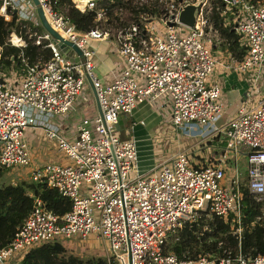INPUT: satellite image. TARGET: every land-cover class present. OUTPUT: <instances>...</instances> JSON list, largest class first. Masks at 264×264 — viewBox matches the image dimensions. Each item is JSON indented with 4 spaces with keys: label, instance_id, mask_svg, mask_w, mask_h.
Returning <instances> with one entry per match:
<instances>
[{
    "label": "built area",
    "instance_id": "2783aa9c",
    "mask_svg": "<svg viewBox=\"0 0 264 264\" xmlns=\"http://www.w3.org/2000/svg\"><path fill=\"white\" fill-rule=\"evenodd\" d=\"M38 1L49 24L80 48L84 58L66 56L47 30L37 33L26 27L27 37L48 47L51 54L30 63L20 53L21 77L17 82L1 79L0 71V165L29 164L24 129L35 123L34 114L68 113L89 80L102 117L97 114L93 123L81 117L72 140L53 127H45L46 136L54 139L58 150L72 162L50 161L36 166L30 178L56 188L70 199V208L59 215L35 196L11 239L0 246V264H19L31 246L45 241L76 234L86 238L91 232L108 241L109 264H264V252L224 250L222 255L206 252L189 258L163 248L167 237L176 234L185 221L195 220L201 210L224 217L231 214L238 222L234 232L241 231L242 174L234 158L230 161L234 175L227 179V153L246 154V187L257 201L264 202V97L253 105L241 102L228 120L219 124L221 88L207 81L218 63L212 49L220 32L212 14L220 5L224 22L231 21L247 45L242 58H234L227 66L232 64L236 71L254 70L257 78L264 65V0H120L113 6L97 0H72L80 11L95 12L94 26L84 31L76 29L69 16L55 7L57 0ZM187 3L199 4L192 26L179 20ZM237 4L245 10L227 18L226 6ZM30 7L37 16L32 1ZM12 10H18L16 1L3 0L0 14L6 20ZM155 17L166 26L163 33L151 23ZM174 24L191 30L176 32ZM110 36L115 38L124 63L111 81L103 82L93 71L95 49L88 42ZM6 42L22 48L27 39L20 31L9 29ZM164 93L171 100L174 127L205 126L222 135L224 144L216 159L206 164L193 165L187 150L180 149L141 174L134 137L121 139L114 128L121 113L131 114L138 103ZM130 170L136 175L128 178ZM83 183L89 185L84 187Z\"/></svg>",
    "mask_w": 264,
    "mask_h": 264
},
{
    "label": "trees",
    "instance_id": "16d2710c",
    "mask_svg": "<svg viewBox=\"0 0 264 264\" xmlns=\"http://www.w3.org/2000/svg\"><path fill=\"white\" fill-rule=\"evenodd\" d=\"M2 1L0 0V6ZM119 1L97 0V3L113 6ZM55 7L69 16L78 30H87L95 24L94 10L80 11L73 5L72 0H57ZM220 8L221 5L218 9L214 8L212 18L222 38L221 48L239 60L246 52L247 45L240 39V34L233 28L232 22H224V16L218 11ZM27 25L37 33L44 31L38 18L36 21L26 19L20 16L18 11L13 10L10 11L8 20L0 14V44L2 45L0 71L5 75L19 68L20 53L30 63L50 57L51 52L48 47L36 45L27 37L25 33ZM9 29L20 31L27 39L26 46L20 48L6 42ZM1 79H4V75ZM128 115V113H121L122 121L120 123L118 120V126L116 125L121 139L131 135L132 120ZM9 168L0 165V246L11 239L29 213L35 196L42 199L46 208L59 215L70 208V199L45 182L29 177L4 183L2 176ZM240 182L242 197L239 233L234 232L238 222L231 214L224 217L208 210H201L195 220L185 221L176 234L167 237L163 245L164 250L189 258H197L206 252L222 255L224 250L235 253L240 249L250 254L264 252V202L257 201L248 191L244 175H241ZM70 239L71 237H59L31 246L19 260V264H109L107 258L102 255L80 256L67 244L68 240L71 241Z\"/></svg>",
    "mask_w": 264,
    "mask_h": 264
},
{
    "label": "rangeland",
    "instance_id": "374dc122",
    "mask_svg": "<svg viewBox=\"0 0 264 264\" xmlns=\"http://www.w3.org/2000/svg\"><path fill=\"white\" fill-rule=\"evenodd\" d=\"M18 8V13L23 18L28 19V16H32L36 20V16H34L33 9L31 6V0H15ZM19 8L21 9L19 11ZM227 13L226 17H237L241 12L245 10L240 4H237L235 6L227 5L226 6ZM151 23L155 26L156 30L158 32L163 33L165 31L166 26L158 19V17H155ZM30 29V26L27 25V29ZM174 30L176 32H181L182 34L188 33L191 29L183 26L181 24H174ZM88 46L95 49L94 55L91 57L93 60L95 67L94 72L97 74L98 77H102V73L108 69V74L106 75V78L108 76L112 75L114 72L118 73L122 67V57L118 53L117 48V42L113 36H110L106 39L102 40H90L88 42ZM264 47V42H263ZM213 55L218 59V63H220V57H223L224 54L220 47H213L212 49ZM217 64L214 66L213 71L217 68ZM212 71V73H213ZM13 72V71H12ZM11 74H4V78L8 83H12L14 77H18L15 73ZM240 72V75L245 79L248 85V92H249V99L261 98L264 97V65H262L260 72L258 73L257 78L256 71L248 69L247 71H238ZM208 76L207 81L209 83H212L209 78L211 74ZM138 77V76H137ZM140 82L143 80V77L140 76L138 78ZM252 88V89H251ZM83 96L86 97V99H83ZM77 100L75 101L76 109L85 116H87L89 119H91V122H94L95 115H97L96 107L94 104V97L92 94V89L89 83H86L81 88L80 92L76 96ZM151 103L154 101L157 104H161L163 102H166L167 105L164 109L165 113V122L161 123V126L159 128H163V133L158 137L157 135L154 136L153 144L155 146V154L157 160H164L166 159L171 153L170 149H176L177 140L180 139V134L175 132V127L171 126V113H170V97L167 95V93H164L163 95L157 97L155 100H149ZM42 114L37 113V116H41ZM45 117L49 119V123H51V126L57 130V132L60 135H63L68 140H72L71 136H68L67 133L64 132V126L60 125L61 117L56 116L54 122L52 118H54L50 114H45ZM45 127L44 125H38V124H30L25 127L24 129V138L26 142L29 145V151L31 154V162L27 165H14L11 168H9L5 174L2 176V180L5 182L8 181H17L22 176L24 177H30V171L34 167L38 165H44L47 162L50 161H59L62 163H71L72 160H70L66 154L63 151H59L56 141L54 139H50L46 136L45 133ZM114 131L117 132V127L115 126ZM182 139V138H181ZM200 150V147H198ZM171 150V151H172ZM203 151L201 152V154ZM204 155H207V152L205 151ZM227 164H226V175L227 179L232 177L234 175V168L230 165V161L234 160L236 158L237 163V169L240 171L242 175L246 177V171L248 168V160L247 156L244 153H238L235 156L234 152L227 153ZM63 158L65 161H60V159ZM150 158V152L146 148V146L141 145L138 147V166L137 170L139 173L142 174V170L147 167V160ZM189 159L191 163H198L200 162L199 159L196 156L189 155ZM207 160V158L205 159ZM136 175L135 170H130L127 173V177H134ZM89 184L83 183V186L86 187ZM71 241H67V244L72 248L77 254H79L82 257L88 256L90 254H98L105 256L107 259H110L109 256V248H108V241H104L101 237L96 236V233H89L86 238H79V235L71 236ZM114 262H112L113 264ZM115 264V263H114Z\"/></svg>",
    "mask_w": 264,
    "mask_h": 264
},
{
    "label": "crops",
    "instance_id": "0c3cea01",
    "mask_svg": "<svg viewBox=\"0 0 264 264\" xmlns=\"http://www.w3.org/2000/svg\"><path fill=\"white\" fill-rule=\"evenodd\" d=\"M29 19L36 21L33 16ZM221 42H222V38L219 33L217 40H215L214 47L221 48ZM221 50L224 56L219 58L220 63L217 64L216 66L217 68L215 69V71H213V73L209 78V80L212 83L213 82L218 83L221 88L220 101L222 104V108H221L222 110L217 116V120H216V123L219 124H223L224 122H226V120H228L231 114L238 107V104H240L241 102L247 103L248 105H253L256 102V99H258L256 97L252 100L248 98L249 92H248L247 82L240 75V72L232 68V64L227 66V64L231 63L230 61H232L234 57H232L230 53L227 52V50H224L222 48ZM122 63H124L123 60ZM11 72H9L8 75L11 74ZM107 72L108 69L102 73V77H99L103 82L111 81L113 77L119 73V72L118 73L114 72L111 76L109 75L108 78L105 79L106 75L108 74ZM12 73L18 75L17 78L16 77L13 78V80L17 82V80L20 79L21 77L20 68L13 70ZM76 98L74 100L73 106L71 107L68 113L64 115H52L54 117L52 118L54 122H57L55 121L56 116L58 117L62 116L60 125L64 126V132L71 137H73V134L75 132L76 123L81 117L85 116L84 114L80 113L78 109H76L75 101L78 99ZM94 104L96 107L95 98H94ZM166 105H167L166 102H163L162 105L161 104L159 105L155 101L151 103L149 99L144 100L143 102L138 103L131 112V114L128 115L132 120L130 136H133L136 141L137 155H138V147H140L141 145L146 146V148L150 152V158L147 160L148 161L147 167H145L141 171L142 173H146L150 171L155 165H157L161 161L156 159L153 138L156 135L159 137L163 133V128H159V127L161 126V123L165 122L166 120L164 116L166 113L164 111ZM96 111H97V107H96ZM37 113H40L42 115L37 116ZM170 113H171V103H170ZM34 115H35L34 116L35 124L51 126V123H49V119L44 116L45 115L44 113L36 112ZM122 116H126V115H122ZM121 121L122 119L120 116L119 122L121 123ZM171 126H173L172 121H171ZM175 132L180 134V139L177 140L178 143L177 145H175L176 149L172 150L171 148L170 153L176 150L185 149L187 150L189 155L191 154L199 159L200 162L198 163L194 162V164H204L207 163L209 160L216 159L218 153L222 151V147L224 144L222 135H218V133H211L210 129L205 126L195 123L186 126L183 125L180 128L175 127ZM198 147H200V150ZM202 151L203 153L201 154ZM205 151L207 152V155H204ZM206 158L207 160H205ZM60 161H65V160L61 158ZM21 178H29V175L28 177L22 176Z\"/></svg>",
    "mask_w": 264,
    "mask_h": 264
},
{
    "label": "water",
    "instance_id": "95a60500",
    "mask_svg": "<svg viewBox=\"0 0 264 264\" xmlns=\"http://www.w3.org/2000/svg\"><path fill=\"white\" fill-rule=\"evenodd\" d=\"M33 4L35 5V10L37 13V17L39 18L40 23L44 27L45 30H47L51 35L53 41L57 44L61 52H65L66 56L78 60H83V55L81 54V49L78 48L73 42L65 39L57 30H55L47 21L46 16L44 14V11L42 7L39 5L38 0H31ZM199 4H193V3H187L185 4L182 9L180 10L179 14V20L189 26H192L195 22V14L197 12ZM80 55V56H78ZM89 84L91 86L93 96L96 101V107L98 114L102 117V109L98 102V99L96 97V91L93 87L91 81L89 80ZM129 262H130V256H129ZM131 264V262H130Z\"/></svg>",
    "mask_w": 264,
    "mask_h": 264
},
{
    "label": "bare ground",
    "instance_id": "6f19581e",
    "mask_svg": "<svg viewBox=\"0 0 264 264\" xmlns=\"http://www.w3.org/2000/svg\"><path fill=\"white\" fill-rule=\"evenodd\" d=\"M139 162V161H138Z\"/></svg>",
    "mask_w": 264,
    "mask_h": 264
}]
</instances>
